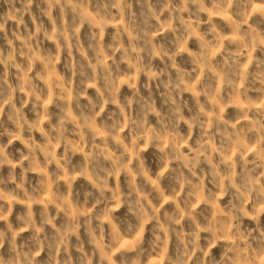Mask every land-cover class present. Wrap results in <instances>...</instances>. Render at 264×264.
<instances>
[{
  "label": "rangeland",
  "instance_id": "rangeland-1",
  "mask_svg": "<svg viewBox=\"0 0 264 264\" xmlns=\"http://www.w3.org/2000/svg\"><path fill=\"white\" fill-rule=\"evenodd\" d=\"M0 264H264V0H0Z\"/></svg>",
  "mask_w": 264,
  "mask_h": 264
}]
</instances>
